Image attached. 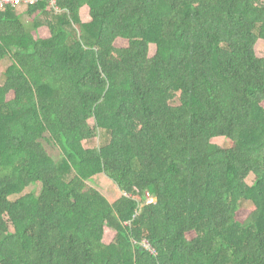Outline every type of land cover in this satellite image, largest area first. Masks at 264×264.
Wrapping results in <instances>:
<instances>
[{
  "label": "trees",
  "instance_id": "trees-1",
  "mask_svg": "<svg viewBox=\"0 0 264 264\" xmlns=\"http://www.w3.org/2000/svg\"><path fill=\"white\" fill-rule=\"evenodd\" d=\"M260 38L264 0L0 12V264H264Z\"/></svg>",
  "mask_w": 264,
  "mask_h": 264
},
{
  "label": "rangeland",
  "instance_id": "rangeland-1",
  "mask_svg": "<svg viewBox=\"0 0 264 264\" xmlns=\"http://www.w3.org/2000/svg\"><path fill=\"white\" fill-rule=\"evenodd\" d=\"M25 10L24 7H21L19 9V12H23ZM81 17L82 20L84 21H91V17H90V11H89V7H85L82 9L81 11ZM26 19H28L26 17ZM255 51L256 54L258 56H264V39H258L256 44H255ZM157 52V46L156 45H151L150 47V56H154ZM10 65V59L8 57H5L1 62H0V85L4 83L5 81V71L7 69V67ZM111 136L110 134L103 129L99 130V134H98V138L86 142L85 146L87 148H94V147H105L107 145H109L111 142ZM215 143L223 146L224 148H229L231 146V142L228 139L225 138H217L214 140ZM254 180V175L251 174L248 176L247 178V183L248 184H252ZM90 184L94 187H96L97 189H99L112 203L115 202L116 200H118L123 193L119 190V188L108 178L106 177L104 174H101L99 176L94 177L91 181ZM41 189V185H32L29 188H27L21 195H15L12 196L11 199L12 200H16L20 197H22L23 195L30 193V192H36L39 193ZM252 204L250 202H243V207L246 209L251 208ZM7 219L9 220V218L7 217ZM10 222V220H9ZM10 227H11V232H14V226L13 224L10 222ZM112 235L111 233L108 235V239H111Z\"/></svg>",
  "mask_w": 264,
  "mask_h": 264
},
{
  "label": "built area",
  "instance_id": "built-area-1",
  "mask_svg": "<svg viewBox=\"0 0 264 264\" xmlns=\"http://www.w3.org/2000/svg\"><path fill=\"white\" fill-rule=\"evenodd\" d=\"M40 0H0V12L6 11L9 7H18V6H27L29 4H35ZM53 3H56V0H53ZM157 199L150 198L149 203L156 202ZM145 247H149L148 242L144 243Z\"/></svg>",
  "mask_w": 264,
  "mask_h": 264
},
{
  "label": "crops",
  "instance_id": "crops-1",
  "mask_svg": "<svg viewBox=\"0 0 264 264\" xmlns=\"http://www.w3.org/2000/svg\"><path fill=\"white\" fill-rule=\"evenodd\" d=\"M84 22H90V21H88V20H87V21H85V20H84Z\"/></svg>",
  "mask_w": 264,
  "mask_h": 264
}]
</instances>
